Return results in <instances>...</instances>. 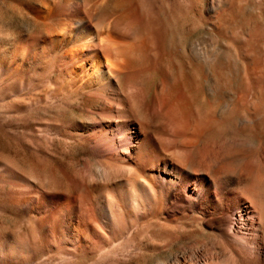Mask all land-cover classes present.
Masks as SVG:
<instances>
[{"label":"rangeland","instance_id":"obj_1","mask_svg":"<svg viewBox=\"0 0 264 264\" xmlns=\"http://www.w3.org/2000/svg\"><path fill=\"white\" fill-rule=\"evenodd\" d=\"M33 1L0 0V55L12 40L27 52L39 30ZM90 7L88 25L106 43L100 53L121 66L115 87L132 82L134 120L152 145L165 154L173 148L166 155L174 164L190 167L188 188L203 185L200 165L205 174L221 156L263 158L264 0H91ZM2 58L0 264H231L222 261L217 229L236 213L251 220L239 191L196 196L184 187L167 197L157 187L136 195L132 166L111 159L126 150L135 126L101 129L57 73L58 62L29 67ZM176 97L183 103L168 113ZM84 122L90 128L72 134ZM219 166L216 173L245 176L242 166Z\"/></svg>","mask_w":264,"mask_h":264},{"label":"bare ground","instance_id":"obj_2","mask_svg":"<svg viewBox=\"0 0 264 264\" xmlns=\"http://www.w3.org/2000/svg\"><path fill=\"white\" fill-rule=\"evenodd\" d=\"M90 1L91 0H39L31 2L29 5V11L32 15L33 21L39 26L38 33L32 36L31 41L27 46L28 50L25 53L24 49L21 46L20 48V44H17L18 42L15 40L2 42L4 50H2L3 53L0 55V60L3 56L2 60H8L16 65L18 63L21 65H28L29 63L31 64V62H37L40 65H44L47 62H49V64L51 62H58L59 64L56 65L57 67L55 66L57 73L61 75L65 85H68V88H70V90L72 89L75 95H82L87 108H89L92 111L91 113L99 119L102 125V127H100L101 129L105 130V132H109L108 130L111 132V130L114 129L123 133L129 128V126H135L134 135L129 138L127 137L130 142L125 145L124 148L126 150H116L111 156L112 160L120 158L122 162L132 166L133 172L131 173V176L129 175L130 178L128 184L132 186L135 194L140 195L147 191V188L154 189L159 187L165 196L171 197L181 188H188L186 178L191 174L192 170L188 166H180L181 159L179 166L176 163L174 164L172 160L175 159L170 160L173 157V154L171 155L173 148H169L170 146L167 147L166 154L172 149L170 155L168 154L169 157H172L169 158L163 151L164 148H160V150L148 140V128L142 130V128L136 123L138 120L135 121L136 114L131 109L132 104L130 105L133 96H135L130 92L133 86L132 82H125L123 88L120 89L115 87L117 86V79L121 75L119 70V67L121 66L118 65L116 56L107 54L103 57L100 53L102 51L104 52V44L106 43L103 44L100 34L97 31L92 30L90 25H88L87 14L91 8ZM94 29L96 30V28ZM108 36L109 35L106 37ZM107 44L109 45L111 43ZM115 45L116 43L114 46ZM118 49H120V47ZM84 50H90L89 52L95 50L96 54L89 59V56L86 57V55L82 53ZM107 50L108 49H106V51ZM64 62H74L76 64L67 65L65 63V65L63 64ZM103 62L106 63L104 67ZM88 63H92L91 69H87ZM30 64L29 67H31ZM129 78H126V80H129ZM132 92H134V86ZM182 103L183 99L179 98L175 103L171 102V105L168 107V113L178 110L177 108H179ZM163 116L164 115H162V117ZM199 117L200 116H198V118ZM124 118H129L130 120L126 121ZM163 118L161 120H163ZM198 118L196 117L198 122L197 126L200 127L201 122ZM173 122L174 124L177 123L175 120ZM72 128V134L78 135L80 132L89 129L90 124L84 122L78 126H72ZM161 129L163 128L161 127ZM161 129L159 130L161 131ZM164 130H162L161 135L164 133ZM165 132H167V130ZM178 132L180 133L182 131L178 130L176 133ZM169 140L168 142H170ZM189 141V144H192L191 140ZM189 141H186V143ZM92 142L95 144L98 143V138L92 139ZM186 143L184 145L185 148L187 147ZM129 145H133L132 150L129 148ZM188 147L187 149H190V147ZM152 152H155L158 155L155 157ZM159 156H163L162 162L158 159ZM230 157L227 155L221 156L218 160L212 161L211 165L209 162L208 165L210 166L208 167V170H206V173L204 172L205 174L202 173L205 168L201 169L200 167L202 165H200L198 171L200 172V175L204 176L203 185L200 184V187L195 185L192 189H188L189 191L192 190V193L196 196H201L205 191L207 192L210 189L217 190V192L219 189H221L220 191L223 190L227 192L233 189L239 191V198L243 199L245 202L243 212L246 215H250L252 218L251 220H248L247 217L246 219L242 218V216L236 213V218H230L228 226L226 224L219 226V229H217L220 234L219 238H221L223 242V244H221L225 245L223 248L224 250L221 251L223 254L222 261L227 260L226 256H228L231 260V264H264V156L263 158H256V160L246 159L244 162L241 160V162L235 161ZM183 163L185 165V162ZM220 164L221 166L222 164L229 165L236 170L242 166L244 168L243 171H245V176H242L243 174L234 175L236 174L235 172L233 174L223 172L216 173L215 169L218 168ZM114 171L115 170H113V172ZM254 173H257L258 175L261 174V178L259 177L258 180H253ZM224 264H227V262Z\"/></svg>","mask_w":264,"mask_h":264}]
</instances>
